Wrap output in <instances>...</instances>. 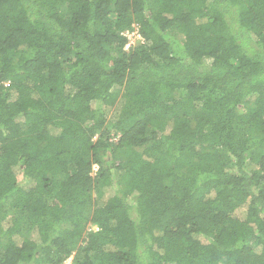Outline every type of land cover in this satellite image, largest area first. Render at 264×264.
Instances as JSON below:
<instances>
[{"label": "trees", "instance_id": "1", "mask_svg": "<svg viewBox=\"0 0 264 264\" xmlns=\"http://www.w3.org/2000/svg\"><path fill=\"white\" fill-rule=\"evenodd\" d=\"M69 259L264 264V0H0V264Z\"/></svg>", "mask_w": 264, "mask_h": 264}, {"label": "rangeland", "instance_id": "2", "mask_svg": "<svg viewBox=\"0 0 264 264\" xmlns=\"http://www.w3.org/2000/svg\"><path fill=\"white\" fill-rule=\"evenodd\" d=\"M134 35H136L135 29L133 31H129V32L125 33L126 38L128 39V37H129L131 39V41L129 42L130 45H132L133 43H136V41L139 39L137 37H134ZM125 48H126V46H125ZM108 111H109L108 112V114H109L110 109ZM65 264H70V259L68 261H66Z\"/></svg>", "mask_w": 264, "mask_h": 264}, {"label": "built area", "instance_id": "3", "mask_svg": "<svg viewBox=\"0 0 264 264\" xmlns=\"http://www.w3.org/2000/svg\"><path fill=\"white\" fill-rule=\"evenodd\" d=\"M134 37L139 38L138 40L141 39V36H140V34H139L137 31H136V35H134ZM130 41H131V39L128 37V43H127V45H126V48H128V47L130 46V44H129Z\"/></svg>", "mask_w": 264, "mask_h": 264}, {"label": "clouds", "instance_id": "4", "mask_svg": "<svg viewBox=\"0 0 264 264\" xmlns=\"http://www.w3.org/2000/svg\"><path fill=\"white\" fill-rule=\"evenodd\" d=\"M93 170H94V171H96V170H97V167H96V166H94V167H93Z\"/></svg>", "mask_w": 264, "mask_h": 264}]
</instances>
